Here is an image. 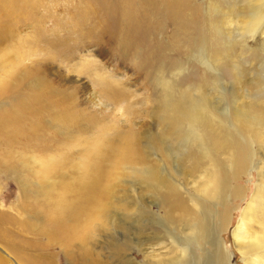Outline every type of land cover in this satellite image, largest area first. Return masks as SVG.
Segmentation results:
<instances>
[{"label": "bare ground", "instance_id": "bare-ground-1", "mask_svg": "<svg viewBox=\"0 0 264 264\" xmlns=\"http://www.w3.org/2000/svg\"><path fill=\"white\" fill-rule=\"evenodd\" d=\"M11 1L14 3L16 0ZM164 9L166 13L162 21L157 22L159 10L153 6L144 10L148 19L141 22L132 20L130 25L119 28L121 38L124 36L121 39L123 41L118 39L120 47L138 49L148 43L149 53L153 55L150 57L153 66H162L164 59L170 60L176 56L178 60L181 58L187 63H199L207 71L220 73L230 82L215 84V77L209 79L207 73L200 71L197 73L198 83L180 88L178 80L161 77L159 88L163 92L156 100L153 129L136 134L137 147L131 141L117 148L104 138L95 141L86 139L83 143L88 142L90 145V148L84 149L83 155L86 157L72 167L77 174L85 172L75 185L76 193H81L78 205L70 210L58 201L56 207L60 206V214L66 213L70 218L73 216L81 228L79 252L83 259H88V264H103L100 259L103 250L111 255L108 260L118 258L120 264H233L232 251L227 249L220 234L233 226L230 223L233 201H246L231 234L233 245L243 264H264V0H168ZM124 12L128 18L131 11L126 9ZM164 21L177 37L174 40L164 36V32L158 35ZM170 29L165 31L171 32ZM140 31L144 33L142 40L135 37ZM258 43H261L262 48L253 49ZM159 50L161 53L157 52ZM245 58H250L251 63H245ZM260 60L263 61L258 67L261 72L253 74L251 65ZM240 62L251 66V78H245V68L239 66ZM157 71L154 67L148 69V72L155 74ZM12 75L11 84L22 81L19 74L18 78L16 74ZM99 77L104 82L109 79L101 75ZM39 84L43 86L42 81ZM17 87L20 86L8 88V91L14 89L13 93L10 92V103L13 104L7 109L10 118L5 121L0 116V128L2 125L11 128L9 130L16 127L19 137H22L20 128L25 127L28 120L37 118L38 125L44 122L46 104L43 93L33 97L29 93L26 95L23 87L16 90ZM226 88L230 93V102L221 107L222 92ZM253 88L255 92L251 90L254 93L249 94L247 89ZM45 89L52 99L59 98L67 105L72 103V97L66 92L51 90L48 85ZM57 116H53L55 123L54 120L52 123L58 124L62 130L80 126L74 111ZM18 132L9 139L18 141ZM167 140L175 143L171 160L164 148ZM151 150L160 157L152 158L148 153ZM112 158L117 171H120L118 176L122 178L117 177L123 184L121 196L115 195L119 184L114 189L109 186L106 188L104 184L112 174L103 166ZM66 161L67 158H50L42 162L41 174L49 176L58 165L69 170L70 164L64 166ZM164 163L167 168L170 167L169 172L161 167ZM94 175L96 177L91 179ZM64 176L67 175L61 177ZM244 177H248L252 183L250 195L239 186ZM129 179L136 185L135 192L130 189L132 183L128 186ZM49 181L33 185L22 183L21 188L24 193L43 197L46 192L50 194L54 190L47 185ZM69 188L63 185L66 193L71 192ZM111 193H114L113 196ZM146 196L152 199L150 202L162 215L158 211L151 212L150 207L144 205L142 199ZM62 207L68 210L64 211ZM115 212L124 213L125 216L136 213V236L132 245L130 241L121 244L111 237L109 243L106 240L108 245L102 248L94 241L100 231L112 228V214ZM158 215L163 225L157 227L153 222L154 228L147 231L145 223L152 222ZM62 234L71 243L72 237L64 230ZM88 239L89 244L86 246ZM132 249L138 252L142 261L125 256ZM112 264H116L115 260Z\"/></svg>", "mask_w": 264, "mask_h": 264}, {"label": "rangeland", "instance_id": "rangeland-1", "mask_svg": "<svg viewBox=\"0 0 264 264\" xmlns=\"http://www.w3.org/2000/svg\"><path fill=\"white\" fill-rule=\"evenodd\" d=\"M144 3L146 4L143 7ZM167 5L168 0H16L14 3L11 0H0V70H2L0 71V90H2L0 116L5 121L6 118H10L7 109L11 104L10 92L13 93L14 89L8 91V88L14 85L20 86L16 90L23 87V92H26V95L32 94L33 97L43 93L46 104L44 122H39L41 125H38L37 118L28 120L25 127L20 128L23 132L22 137H19L20 133L15 129L16 127L9 130L11 128L2 125L3 127L0 128V264H88V259H83L79 252L82 242L79 239L81 228L73 216L70 218L66 213L60 214V206L56 207L58 201L60 205L63 202L70 210L78 205L81 193L80 195L76 193L75 185L78 184L79 176L85 172L77 174L72 167L81 158L86 157L83 155L84 149L90 148L88 142L85 144L83 142L86 139L95 141L104 138L110 141L113 147L121 148L128 141L135 142L136 134L151 131L156 100L163 92L159 88L161 77L167 80H178L177 84L180 88L198 83L197 73L200 71L207 73L206 77L209 79L215 77V84L230 82L220 73L207 71L199 63H187L185 60H180L181 58L178 60L176 56L170 60L164 59L162 66H153V62L152 65L150 62V57L153 55L149 53L150 44L148 43L145 46H139L138 49L120 47L119 42L123 41L121 39L124 37L121 38L120 34L122 27L130 25L132 20L133 22L145 20L147 14L144 10L153 6L159 10V14L156 15L157 22L162 21L166 13L164 8ZM126 9L131 11L128 18L124 16ZM162 27L158 35L164 32L166 37L173 40L177 38L167 22L164 21ZM165 28H169L171 32L165 31ZM138 34L135 37L138 36L140 40L144 33L140 31ZM179 39L180 36L177 40ZM260 45L261 43L254 45L253 49L260 50L262 48ZM126 50L127 53H125ZM157 52L161 53L160 50ZM167 52L171 57L173 56L168 50ZM251 61L250 58H245V63L250 64ZM258 62L250 66L253 74L261 72L258 67L263 64V61ZM9 65V68L6 67ZM20 65L22 69L19 68ZM239 66L245 68V78H251L250 67L242 62ZM153 67L159 70L156 74L148 72V69ZM9 69L12 71L10 72ZM12 74H16V77L19 74L18 76L22 78L21 83L14 81L12 85L10 80ZM99 75L109 79L104 82ZM262 75L264 76V73ZM262 75L260 74V78ZM41 81L43 86L39 84ZM4 82L7 85L10 83V86ZM47 85L51 90L66 92L72 97V103L67 105L59 98L52 99L48 96V90L45 89ZM226 90L228 91L227 88L221 91L223 94H221V103H223V105L220 104L221 107L227 106L226 102L230 99V93ZM247 90L250 91H247L249 94H253L256 89ZM251 90L254 92L252 93ZM50 105L52 107L49 109ZM64 111L76 112L80 122L79 128L74 127L66 131L58 127V124H53L55 123L53 118L64 114ZM15 132H18V141L9 139L11 135H15ZM25 133L28 136L25 137ZM167 142L164 148L171 160L175 143L172 144V141L168 140ZM133 145L137 147L136 142ZM148 153L152 158L160 157L152 150ZM50 158L57 160L67 158L64 166L67 163L70 164L69 170L58 165L55 167V172L49 176L41 174L42 162ZM164 164L161 167L169 172L170 167L167 168V164ZM103 167L112 174V177L104 183L106 188L109 186L114 189L119 184L115 195L121 196L123 184L118 178H122L118 176L120 171H117L113 158ZM61 174L67 176L61 177ZM95 177L96 175L91 179ZM44 180H50L47 185L54 189L50 194L46 192L43 197H37L22 191V183L33 185L42 183ZM127 183L128 186L132 183L130 189L135 192V183L131 179L127 180ZM64 184L72 189L70 193L63 190ZM239 186L248 192V195L252 194L250 191L253 186L248 177H244L239 182ZM113 194L111 193V196ZM61 197L64 199L62 200ZM150 200L152 199L149 196L142 199L144 205L150 207L151 212L156 213L158 209ZM245 205L246 201H233L232 219L230 218L233 226L229 231L225 230L220 234V239L226 242L227 249L232 251L233 264H243L242 258L233 245L231 234ZM68 209L62 207L64 211ZM158 212L162 215V212ZM134 213L130 216H125L121 212L112 214L113 229L100 231L94 243L105 248L113 238L120 241L119 243L130 241L132 245L138 226L136 213ZM157 217L152 222L145 223L147 231L154 228L151 224L153 222L157 227L163 225L160 221L161 217L159 215ZM63 230L72 237L71 243L62 234ZM87 243L89 244V239L85 243L86 246H88ZM100 253L103 264H112L114 260L116 264H120L118 258L108 260L111 255L106 251L103 250ZM125 256L142 261V257L133 249Z\"/></svg>", "mask_w": 264, "mask_h": 264}]
</instances>
